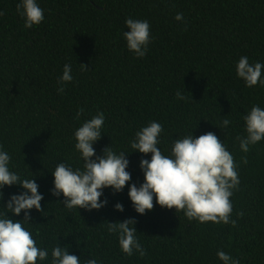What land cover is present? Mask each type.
Masks as SVG:
<instances>
[{
	"label": "trees",
	"instance_id": "obj_1",
	"mask_svg": "<svg viewBox=\"0 0 264 264\" xmlns=\"http://www.w3.org/2000/svg\"><path fill=\"white\" fill-rule=\"evenodd\" d=\"M17 3L0 0V144L12 156V170L34 175L44 194L45 217L31 210L40 245L51 249L58 240L71 245L70 254L82 260L91 254L103 264H222L218 250L240 264H264V141L245 154L236 140L242 116L254 104L264 108V87L247 88L235 74L241 56L264 63V0H39L45 20L32 29L24 28ZM177 13L183 21L175 20ZM128 17L151 25L142 59L127 50ZM66 63L74 79L58 93ZM97 112L105 124L96 155L108 146L128 153L126 170L137 186L143 183L140 160L151 156L131 153L141 127L153 120L163 125L158 147L164 154L196 127V137L214 132L239 165V190L230 198L235 227L189 221L155 199L150 212L138 215L128 185L119 194L105 189L108 205L99 211L64 208L63 197L49 194L51 172L61 162L82 168L74 131ZM224 118L232 121L229 128H216ZM3 191L6 203L20 189ZM116 203L123 213L114 211ZM129 218L147 250L144 258L124 255L107 232L106 222Z\"/></svg>",
	"mask_w": 264,
	"mask_h": 264
},
{
	"label": "clouds",
	"instance_id": "obj_2",
	"mask_svg": "<svg viewBox=\"0 0 264 264\" xmlns=\"http://www.w3.org/2000/svg\"><path fill=\"white\" fill-rule=\"evenodd\" d=\"M16 10L25 29L39 26L45 20V10L39 0H18ZM3 15L0 11V17ZM175 20L183 21V14L177 13ZM125 26L128 31L123 33V38L127 50L134 53L137 59L144 58L152 42L150 23L128 17ZM81 70L87 71L83 65ZM72 72V65L66 63L58 78V93H63L65 85L73 82ZM235 74L247 88L264 87V63L250 62L247 56H241L235 64ZM176 97L178 100L185 98L181 91H177ZM82 112L83 109L77 113V118ZM242 120L243 134L238 135L236 140L239 150L247 154L253 146L264 141V108L254 104ZM231 123L224 118L216 128L228 129ZM104 124L105 114L97 112L74 131V148L83 162L82 168L74 169L70 164L61 162L51 172L53 181L49 194L58 199L63 197L64 208L99 211L108 205V200L103 198L105 189L119 194L128 185V198L138 215L150 212L155 199L161 208L175 209L176 213L182 211L189 221L235 227L236 221L230 218L233 210L230 198L239 190V165L234 154L214 132L196 137V127L189 134L175 138L169 154H164L158 147L163 125L153 120L141 127L130 141L131 153L151 156L150 159L140 160L143 183L137 186L131 183V173L126 170L130 163L126 158L128 153L116 152L108 146L103 149L102 155H96L94 145L103 135ZM243 163L246 164L247 160ZM14 167L11 154L0 144V264H103L91 254L87 260L70 254L71 245L61 246L58 240L51 249L40 245V233L33 230L31 210L45 217L41 205L44 194L39 191L34 175L23 176L13 171ZM13 186L20 191L10 194L5 203L3 190ZM114 211L123 213V204L116 203ZM21 213L23 219H15ZM135 224V219L129 218L123 222H106V228L109 234L115 236L124 255L132 257L138 254L144 258L147 250ZM216 255L222 264H240L225 251L218 250Z\"/></svg>",
	"mask_w": 264,
	"mask_h": 264
}]
</instances>
